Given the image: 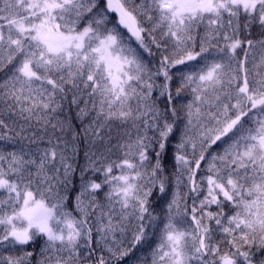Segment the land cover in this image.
Returning <instances> with one entry per match:
<instances>
[{
	"label": "snow or ice",
	"instance_id": "obj_1",
	"mask_svg": "<svg viewBox=\"0 0 264 264\" xmlns=\"http://www.w3.org/2000/svg\"><path fill=\"white\" fill-rule=\"evenodd\" d=\"M253 22L264 0H0V264H264Z\"/></svg>",
	"mask_w": 264,
	"mask_h": 264
},
{
	"label": "trees",
	"instance_id": "obj_2",
	"mask_svg": "<svg viewBox=\"0 0 264 264\" xmlns=\"http://www.w3.org/2000/svg\"><path fill=\"white\" fill-rule=\"evenodd\" d=\"M242 23H243V18H242ZM241 39H251L253 41L256 40H261L264 39V27H262L258 22H253L251 25H249L248 28V33H245L242 29L241 31ZM254 54L257 57V60L259 59V51L254 50ZM237 55L239 57L242 58L243 53L240 52V50L237 51ZM11 75V71H10V66L9 67H5L3 70H0V82H3L8 76ZM155 97V93L153 94ZM182 96L184 97L183 100H179L175 103H177V105L179 106V104L182 103H186L187 100L191 99V96L189 93L185 92L182 93ZM161 107H163V104H160ZM76 107L72 106V107H65L63 109L62 112H58L56 114V119L59 120H64L67 121L71 124L72 128L75 129V132L78 134V139L76 141V144L78 146L79 149V153L78 156L75 158V160L73 161L74 167L76 168V172L75 174L70 178V184H69V191H68V196H69V200L72 201L75 198V195L77 194L78 190H79V184H80V179H79V169L80 166L83 165L85 163L84 161V152L89 150V141L83 136V130H84V126L87 125L89 123V120L87 118L84 119L83 123H81L80 120H78L76 118ZM183 118V117H182ZM55 122V120L53 121ZM182 127V126H181ZM51 131V130H49ZM121 132L123 131L122 129L120 130ZM112 135V143L115 144L117 142V131H113L111 133ZM66 138L69 140L70 145H71V131L67 132ZM175 143V141H173ZM46 146V145H41ZM36 145H31V148H35ZM7 150H12V149H7ZM92 150H97L96 148H92ZM217 148L216 146H213L212 151H216ZM172 151L173 149H169L168 153H167V162L170 165L171 164V155H172ZM113 152L115 153V155L112 156V159H117L118 158V151L116 149H113ZM68 155H71V153H67ZM100 199L102 201V194L100 196ZM153 207L156 209V212L159 213L160 208L163 205V201H161L158 198V194L154 193V197H153ZM217 239H219L217 237ZM42 243V241H38L36 245H33V248H36L38 250L40 244ZM31 250V249H29ZM5 255L11 254V253H4ZM145 255H147V253H145Z\"/></svg>",
	"mask_w": 264,
	"mask_h": 264
}]
</instances>
